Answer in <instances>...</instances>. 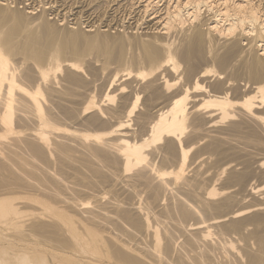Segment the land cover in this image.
Instances as JSON below:
<instances>
[{
  "label": "bare ground",
  "instance_id": "1",
  "mask_svg": "<svg viewBox=\"0 0 264 264\" xmlns=\"http://www.w3.org/2000/svg\"><path fill=\"white\" fill-rule=\"evenodd\" d=\"M129 1L150 23L131 38L0 0V234L117 264H264V0ZM21 253L0 264H47Z\"/></svg>",
  "mask_w": 264,
  "mask_h": 264
},
{
  "label": "rangeland",
  "instance_id": "2",
  "mask_svg": "<svg viewBox=\"0 0 264 264\" xmlns=\"http://www.w3.org/2000/svg\"><path fill=\"white\" fill-rule=\"evenodd\" d=\"M7 1H9L10 3H11V5H12V7L14 8V9H17V10H20V11H23V10H26V9H28V8H36L35 9V13H38V15H40V14H42V13H44L43 11H44V8H43V6L44 7H49V6H51V7H53V5H54V7L56 8V7H59V6H62V4H63V6H62V9H58L57 10V12L59 13H56V11L55 12H50V11H48L47 13H45L44 14V16L47 18V19H49L50 21H52V22H55L56 21V23L58 24V25H61V24H63V25H61V27H67V26H69V27H67V28H71V27H75V28H80V29H85L86 28V26L87 25H94V29H99V27L101 28V29H104L105 27V29L104 30H108V28L110 29L109 31V33L112 35V36H118L119 34H121V32H124V34L125 33H127L125 36L126 37H132L133 36V32L135 33L136 31H138V32H136L138 35H142V33L144 34L145 32H146V28L147 27H149L150 26V23H149V21H147L148 19L144 16V15H142V14H137L136 12L137 11H135V12H132V11H130L131 9L129 8L130 7V2L131 1H129V0H124V1H122L121 2V5H119V6H116V5H114L115 3L113 2L112 3V1H114V0H95V2H97L98 3V5H99V13L98 14H95V15H93L91 18H89V16H88V13L85 11L84 12V10H85V6H86V4H85V2H83L82 0H7ZM57 1V2H56ZM61 1V2H60ZM76 1V2H75ZM104 1H106V3L104 2ZM127 1H129V2H127ZM63 2V3H62ZM84 4H83V3ZM101 2V3H100ZM52 3V4H51ZM75 3V4H74ZM81 3V4H80ZM123 3V4H122ZM128 3V4H127ZM58 4V5H57ZM65 4V5H64ZM109 4V5H108ZM57 5V6H56ZM81 5V6H80ZM83 6H84V8H83ZM114 6V7H113ZM68 7V8H67ZM79 7V8H78ZM109 7V8H108ZM115 7H117L116 8V10H114L115 9ZM119 7V8H118ZM123 7H124V9H123ZM66 8V9H65ZM71 8V9H70ZM129 8V9H128ZM65 9V10H64ZM83 9V10H82ZM110 9V10H109ZM124 10V11H123ZM129 10V11H128ZM59 11H61V12H59ZM62 11H63V13H62ZM70 11V12H69ZM41 12V13H40ZM65 13V15H63ZM68 15H67V14ZM102 13V14H101ZM132 13V14H131ZM112 14V15H111ZM120 14V15H119ZM78 15V16H77ZM117 15V16H116ZM100 17V18H99ZM111 17V18H110ZM146 19V20H145ZM78 20L80 21V23H77L78 22ZM98 20V21H97ZM105 20V21H104ZM88 21H90L89 23H88ZM103 21H104V23H103ZM107 21V22H106ZM119 21V22H118ZM133 21V22H132ZM66 22V23H65ZM106 22V23H105ZM112 22V23H111ZM138 23V24H137ZM76 24V25H75ZM78 24H80V25H78ZM110 24V25H109ZM122 24V25H121ZM141 24V25H140ZM147 24V25H146ZM114 25V26H113ZM78 26V27H77ZM111 28H110V27ZM125 26V27H124ZM136 26V27H135ZM147 26V27H146ZM96 27V28H95ZM146 27V28H145ZM122 28V29H121ZM134 28V29H133ZM116 29H117V31H116ZM122 30V31H121ZM145 30V31H144ZM117 33H116V32ZM129 33H131V34H129ZM123 34V35H124ZM93 59H91V58ZM96 59H95V58ZM88 58V59H87ZM97 58L98 57H96V54L95 55H93V56H88V57H86V60L85 59H83L82 61H80V62H83L84 60V66H85V69L87 68L88 70H86V72H87V75L85 76L86 77V79H88V77H89V79H88V81L90 80V81H93V79L95 78V79H98V78H96V77H100V79L102 80H100V79H98V81L96 82V83H94V88H95V91L97 92H99L100 90V87L99 86H101V85H99V84H101V83H103L104 81L103 80H105V79H103L105 76H107L106 74L108 73L107 71L105 72V71H102V66H103V63H104V60H105V58L104 57H99V59H98V61H97ZM90 60V61H89ZM92 60V61H91ZM95 61V62H94ZM92 62V63H91ZM103 62V63H102ZM91 63V64H90ZM86 64H87V66H86ZM102 64V65H101ZM92 67H91V66ZM96 66V67H95ZM101 66V67H100ZM113 68H116L117 67V64H115V63H113L112 65H111ZM91 68H92V70H91ZM95 68H97V71H96V69ZM100 68V69H99ZM94 70V71H93ZM95 73H93V72ZM96 71V72H95ZM100 71H102V72H105L106 74L105 75H103L102 76V72H100ZM102 73V74H100V73ZM90 74V75H89ZM101 75V76H99V75ZM89 75V76H88ZM98 75V76H97ZM91 77V78H90ZM106 79H107V77H106ZM99 83V84H98ZM97 84V85H96ZM99 85V86H98ZM107 86H109V84L107 85ZM20 128V127H19ZM24 129H25V127H24ZM58 165V167L60 166L59 164H57ZM58 167H56L57 169H58ZM64 167H66V166H64ZM68 167L69 166H67V168H65V169H63L62 170V168H61V166L59 167V168H61L60 170H61V173L59 172L60 170H55V171H57L58 173H60L59 175H60V177H61V179H62V177H63V174H62V171H64L65 170V174H66V172H67V170H68ZM69 169H72V167L70 168L69 167ZM72 170H74V169H72ZM72 170L70 171L69 170V172L73 175L72 177H71V174L70 173H67V174H69V175H65L64 177H63V180H65L64 178H66L67 180H73L74 181V179L73 178H75V183H73V181L72 182H68L67 180H65V181H67L68 183H66V185H69V186H71V184H69V183H72V185L73 184H76L77 182H76V178H77V176L76 175H74L75 174V172L74 171H76V170H74L73 172H72ZM76 173H77V171H76ZM77 174H79V172L77 173ZM67 176H68V178L69 177H71V178H67ZM76 176V177H75ZM79 176H83V175H79ZM69 180V181H70ZM65 183V182H64ZM106 188V187H105ZM103 191V190H102ZM85 197V196H84ZM84 197H83V199H84ZM88 197V196H87ZM86 197V198H87ZM85 198V199H86ZM107 199V200H106ZM87 200V199H86ZM88 200H89V198H88ZM105 200H106V202L108 201V198H105L104 199V201L103 202H105ZM61 205V204H60ZM59 204L57 205V206H60ZM61 207V206H60ZM62 208H64V207H62ZM65 209V208H64ZM66 211V213L67 214H70V215H73V213H71L69 210H65ZM75 215V214H74ZM76 217V216H75ZM196 221V220H195ZM192 222H194V220H192L191 221V223ZM81 225V224H80ZM91 227H93V228H96V226L94 227V226H91ZM83 228V229H82ZM84 231V227H83V224L80 226V231ZM116 231V234L118 233V235H119V237L121 238V239H123V237H125L124 236V232L123 231H117V230H115ZM119 232H121V234H123V235H121L120 236V234H119ZM123 232V233H122ZM106 234V233H105ZM127 237V236H126ZM128 239V241H127V243H130L131 241L129 240L130 238H126V240ZM183 240H184V238H182ZM88 240H89V238H88ZM124 240V239H123ZM125 240V241H126ZM182 240V241H183ZM186 240V239H185ZM47 244V242H44L43 240H41V239H39V238H35V237H33V236H28V237H26L25 239L23 238H14V237H11V236H7V235H1L0 234V254H3V255H5L6 256V258H10V260H12V261H14L15 260V258H13L14 257V255L13 254H15V255H20V254H22L21 252H27V253H30V254H34V253H38L39 254V256H41V258H44L46 261H47V264H117L114 260H112L109 256H107L106 255V253L105 252H98V253H88V254H85V253H82L81 254V252H67V251H62V250H57V249H54V247H52V246H47L46 245ZM103 246H106L107 247V244L105 245V244H103ZM105 247V248H106ZM108 248V247H107ZM103 249V248H102ZM104 250V249H103ZM104 253V254H103ZM9 254H11L10 255V257H9ZM109 255V254H108ZM221 258V257H220ZM220 260V259H219ZM222 260V259H221ZM220 260V263L221 264H225V262H223L224 260H222L221 261ZM227 264V263H226Z\"/></svg>",
  "mask_w": 264,
  "mask_h": 264
}]
</instances>
